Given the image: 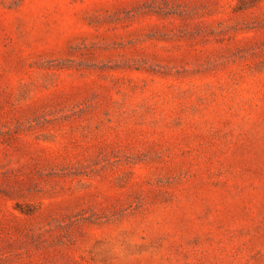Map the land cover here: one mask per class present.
Wrapping results in <instances>:
<instances>
[{
  "label": "rangeland",
  "instance_id": "1",
  "mask_svg": "<svg viewBox=\"0 0 264 264\" xmlns=\"http://www.w3.org/2000/svg\"><path fill=\"white\" fill-rule=\"evenodd\" d=\"M0 264H264V0H0Z\"/></svg>",
  "mask_w": 264,
  "mask_h": 264
}]
</instances>
